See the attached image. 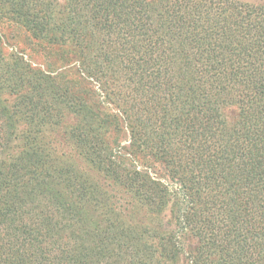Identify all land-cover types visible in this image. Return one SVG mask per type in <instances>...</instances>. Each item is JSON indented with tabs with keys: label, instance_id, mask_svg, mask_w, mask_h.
Returning a JSON list of instances; mask_svg holds the SVG:
<instances>
[{
	"label": "trees",
	"instance_id": "obj_1",
	"mask_svg": "<svg viewBox=\"0 0 264 264\" xmlns=\"http://www.w3.org/2000/svg\"><path fill=\"white\" fill-rule=\"evenodd\" d=\"M0 264H264V3L0 0Z\"/></svg>",
	"mask_w": 264,
	"mask_h": 264
},
{
	"label": "rangeland",
	"instance_id": "obj_2",
	"mask_svg": "<svg viewBox=\"0 0 264 264\" xmlns=\"http://www.w3.org/2000/svg\"><path fill=\"white\" fill-rule=\"evenodd\" d=\"M243 1H249V2H253V3H256V2H263L264 3V0H243ZM4 32L9 33V35H11L13 33L12 28H6V29H4ZM14 34H16L18 37H16L15 39H12L13 41H11V42H8V41L6 42V48L9 51H11L13 48L18 49L21 46H23V39H21V38H23V36L21 35V33L16 31V32H14Z\"/></svg>",
	"mask_w": 264,
	"mask_h": 264
}]
</instances>
